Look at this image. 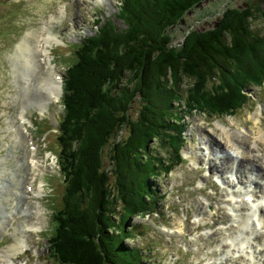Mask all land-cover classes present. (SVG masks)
<instances>
[{"label": "trees", "instance_id": "trees-1", "mask_svg": "<svg viewBox=\"0 0 264 264\" xmlns=\"http://www.w3.org/2000/svg\"><path fill=\"white\" fill-rule=\"evenodd\" d=\"M201 1L123 0L125 28L105 21L73 46L58 135L65 188L50 241L58 262L151 264L127 242L137 228L129 226L157 208L154 179L184 161L187 113L234 115L249 86L264 85V36L251 28L261 6H231L217 27L173 45L170 29ZM131 83L137 90L126 91ZM131 94L148 102L135 115ZM106 148L112 171L103 168Z\"/></svg>", "mask_w": 264, "mask_h": 264}, {"label": "rangeland", "instance_id": "rangeland-1", "mask_svg": "<svg viewBox=\"0 0 264 264\" xmlns=\"http://www.w3.org/2000/svg\"><path fill=\"white\" fill-rule=\"evenodd\" d=\"M120 4V0H0V185L2 187L0 196L1 193L7 196V199L0 203L2 204L0 205V225L4 221L3 227H0V264L3 262L2 251L16 241V234H24L20 225L24 224L25 218H29L23 214L22 217L17 216L11 221L7 220L6 216L9 217V212L19 208L21 202L26 199L29 200L27 206L30 208L36 205L33 202L34 199L40 201L45 208V220L41 229L24 234L30 242L27 251L18 252L12 257L13 259L11 258L13 261L8 259L7 262L10 261L8 264H62L56 258L54 260L49 239L55 231L54 222L50 218L53 215L52 209L62 204L65 188L63 177L60 174V148L58 146V135L61 129L58 119L62 118L65 109L60 99L59 102L50 105L48 115H35L31 127L29 126L31 139L33 138L38 145L37 155L42 156L44 160L42 162L44 170L39 172V176H34L35 169L29 171L25 169L27 161L24 164L20 163L26 156V148L30 143L28 142L27 146L23 145L25 148L21 146L22 144L16 145L10 137L12 132L8 129V123L16 124L13 118L16 120L20 118L19 112L22 111L25 102L23 88H26L25 93L35 91V85L41 73L39 71H45V69H43L44 65L36 72L32 69L31 75L30 70L27 69V77H31V80L29 78L24 87L18 85L20 83H16V80L19 77L12 70V59L17 44L26 37L27 33L34 29L39 31L45 22L52 23L51 30L62 41H53L48 45L49 54L63 76L67 66L73 61V57H70L73 46L84 38L96 34L105 20L112 21L118 28L126 27L124 20L119 16ZM253 4L261 6L264 11V0L201 1L170 29L175 34L172 43L178 47L181 46L186 35L193 29L200 32L217 27L224 12L231 6L248 7ZM251 24L254 32L264 36V16L262 14L254 17ZM30 38L34 40L33 37L30 36ZM44 56L46 60L49 59L46 54ZM184 83L185 85L191 84L188 79ZM207 86L213 90L214 82L211 81ZM124 88L132 92L138 87L131 83ZM247 91L251 97L248 98L246 105L234 115L210 117L200 112L187 113L185 122L187 143L184 148L187 159L170 175L154 179L158 188V193H155L157 194V208L144 215H133L131 219L129 228H137L127 242L130 246L145 249L143 253L146 258L142 261L151 264H243L245 262L239 257H234L236 260L232 262L219 258L221 251L226 250L220 246L229 236V231L225 227L232 223L238 224V222L234 217L224 221V224L216 219V216L222 217L228 212L225 211L228 209L223 207L224 194L221 195L227 184L218 183L217 180L221 179L217 175L207 179L206 177L210 173V159H213L219 166L225 164V168L230 167L233 164L232 161H236L234 156L238 149L237 144L232 146L234 138L229 137L231 133L245 137L248 131L250 133L258 129L264 130V85L253 83ZM131 98L132 101H130ZM129 102L133 115L148 103L141 94L136 96L131 94L127 105ZM34 113L36 109L27 107L28 118ZM54 115L55 118H53ZM52 128L56 129L51 130ZM224 130L229 132L227 141L224 138L227 135L223 133ZM27 138L30 140L29 137ZM254 140L252 137V144ZM78 148L76 145V149ZM6 156L7 160H5ZM102 156L104 157L103 168L112 171L113 162H111L108 148ZM94 157L90 156L89 160ZM227 157L232 159L228 163ZM224 158H227L225 162ZM243 159L245 160L244 157ZM81 160L85 159L82 157L77 159L79 162ZM3 169L6 170L3 172ZM226 172L228 171L224 170V173ZM253 172L252 175L255 177L257 171H251ZM6 178H10L12 184H15L16 192L22 196V201L19 202L16 199L17 196L13 197L15 194L7 187ZM40 182H43V190L36 196L30 185L38 190ZM261 195L263 196L259 192V197ZM7 210L10 211L7 212ZM246 213L247 216L243 218V223L249 212ZM13 224L17 226L16 230ZM260 225L257 231L263 230L261 222ZM240 227H242L241 224ZM234 236L235 244L238 245L239 250L244 251L245 240L237 236L240 242L236 243V233ZM230 241L233 242L234 239ZM230 246L231 243H229ZM239 253L242 252L239 251ZM262 259L264 260V257Z\"/></svg>", "mask_w": 264, "mask_h": 264}, {"label": "bare ground", "instance_id": "bare-ground-1", "mask_svg": "<svg viewBox=\"0 0 264 264\" xmlns=\"http://www.w3.org/2000/svg\"><path fill=\"white\" fill-rule=\"evenodd\" d=\"M51 24L52 23L45 22V25L42 26L39 31L34 29L27 33L28 36L26 35V37L17 44L15 55L12 59V70L15 75L17 74L19 77L18 80H16V83H20L18 85H21L22 87L25 86L24 84L27 81L31 80V77H27V69L30 70V75L32 69L36 72L43 67L42 65H44L43 69H45V71H39L41 73L38 77L37 85H35V91H28L25 93L26 88H23V100L25 102L23 103L22 111L19 112L21 123H8V129L12 132L10 137L15 141L16 145L22 144L21 146H27V143L29 142V139L25 134L28 132L25 122L30 121V118L26 115L27 107H37L43 112L45 110L49 111L50 105L54 102H59L60 99L61 103L63 101L64 88L61 85L62 72L57 69L56 64L52 62V58L49 54L50 49L48 48V45L53 41L59 42L62 41V39H60L57 34L53 33L50 28ZM30 36L33 37L34 40H31ZM45 54L49 57L48 60H46L44 56ZM65 72L63 75L64 77ZM13 119L16 121V118ZM223 133L227 134L224 136L227 141L229 132L224 130ZM229 137L234 138L235 140V143L234 140L232 141V146L237 144L236 148L238 150L235 153L236 156H234L236 161H232L233 164L228 167V169L227 167H224L225 164L219 166V164H215L213 159H210V173L208 177H206L207 179L209 177L212 178L213 175H217V177L222 180L223 184H227H224L225 187L221 192V195L224 194L223 207L227 208L230 213L227 212L222 217L216 216V219L220 220V223H224V221H228L230 218L234 217L236 222H238V224L232 223L228 227H225L226 230L229 231L228 235L230 236L233 234V236H228L226 242L221 244L220 247L226 248V250L221 251V256L219 258L221 260L232 262V260H236L235 258L239 257L245 261L243 264H264V260L262 259L264 257V195L259 197V192L264 194V130L258 129L255 132L250 131V133L248 131V133L245 134V137L231 133ZM252 137L255 139L253 144L251 141ZM37 154L38 148L36 144L30 143L26 148V156L21 161L23 164L27 161L25 166L26 170L29 171L35 169L34 176H39V172H41L42 169L44 170L42 165L43 161ZM227 158V163L232 160L230 157ZM227 158H224V162ZM5 160H7V156L5 157ZM3 167L5 168L4 164ZM5 170L6 169H3V172ZM224 170H227L228 172L224 173ZM251 171H257L255 177L252 175L254 172L251 173ZM6 185L12 190L13 194H15L13 197L17 196L19 202L22 201V197L16 192V186L15 184H12L10 178H6ZM235 188L237 190H235ZM0 190H2L1 185ZM42 190L43 182H40L38 190L37 188L32 187V191L36 196H38ZM27 194L29 195V193ZM228 194H231L232 196L230 197ZM4 199H7V196H3L1 193L0 203H3L2 201ZM33 202H35L36 205L31 208L27 206L29 205V200L26 199L21 202L19 208L16 210L14 209L15 211L9 212L10 210H7V212H9V217L6 216L7 220L13 221L17 216L22 217L23 214H26L29 217L25 218L24 224L20 225L24 234L41 229L42 223L45 220V208L41 205L38 199H34ZM0 205L2 206V204ZM246 212H249L248 217L243 223V218L247 216ZM248 220L249 222H247ZM3 222L4 221H2V223ZM260 222L262 223L263 230L257 231V227H261ZM2 223L0 227H3ZM240 224L242 227L239 228ZM13 227L15 230L17 229V226L14 224ZM242 230H244L243 233ZM234 233H236V243L240 242L237 236H241L245 240V243L243 244L244 251L239 250L240 248L235 244L236 240ZM24 234H16V241L2 251V264L10 263V261L7 262L8 258L11 259L14 255L16 256L18 252L27 251L30 242ZM230 239H234V241L231 242ZM229 243H231L230 247ZM239 251L242 253H239ZM237 254L239 255L237 256ZM230 257L232 258L230 259Z\"/></svg>", "mask_w": 264, "mask_h": 264}, {"label": "water", "instance_id": "water-1", "mask_svg": "<svg viewBox=\"0 0 264 264\" xmlns=\"http://www.w3.org/2000/svg\"><path fill=\"white\" fill-rule=\"evenodd\" d=\"M63 74V73H62ZM61 84H62V82H61Z\"/></svg>", "mask_w": 264, "mask_h": 264}]
</instances>
